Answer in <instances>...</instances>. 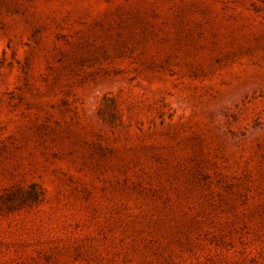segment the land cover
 <instances>
[{"label":"rangeland","instance_id":"374dc122","mask_svg":"<svg viewBox=\"0 0 264 264\" xmlns=\"http://www.w3.org/2000/svg\"><path fill=\"white\" fill-rule=\"evenodd\" d=\"M0 264H264V0H0Z\"/></svg>","mask_w":264,"mask_h":264}]
</instances>
